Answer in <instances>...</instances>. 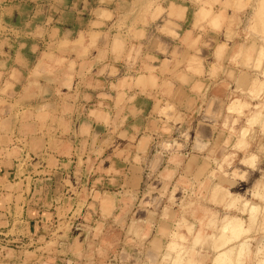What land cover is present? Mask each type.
I'll use <instances>...</instances> for the list:
<instances>
[{
	"label": "rangeland",
	"instance_id": "obj_1",
	"mask_svg": "<svg viewBox=\"0 0 264 264\" xmlns=\"http://www.w3.org/2000/svg\"><path fill=\"white\" fill-rule=\"evenodd\" d=\"M182 1L196 3V7L188 9V20L200 21L196 26L206 23L212 31H219L223 18L218 11L202 0H180L178 3L183 5ZM39 2L42 8L33 18L38 25L46 16V0ZM73 3L74 0H63V4L54 0L51 6L57 21L55 27H76L94 16L106 20L107 28L101 30L99 49L103 53L113 50L121 74L118 80L99 77L95 72L76 78L75 88L65 93L64 98L57 95L53 101L59 108L44 102L50 107L22 113V119L34 116L40 122L39 133L45 138L39 142L30 141L31 128L19 127L18 133L23 135L20 142L27 149L22 157L16 150L11 156L19 165L17 179L33 181L37 187L31 191L27 183L26 187L17 188L11 184L7 193L10 196L14 192L23 193V198L32 199V214L39 211L40 222L31 228L26 222H1L0 264H233L232 256L223 259L225 255L219 251L229 245L236 250L240 243L245 246L250 243V235L258 224L260 212L264 213V206L259 205L252 213L249 206H254V201L264 204V183L259 189L246 188L249 185L246 183L242 190L236 186V177L223 173L221 167L216 172L203 171L212 161L218 165L211 155L213 150L203 167L194 170L196 166L191 163L183 167L192 122L198 120L204 124L212 114L207 106V94L199 96L195 110L190 108L191 103H184L176 115L168 104H162L164 108L159 110L158 103L152 112V103L148 104L143 95L134 102L124 99L125 89L139 88L144 76L160 73L161 89L167 87V90L176 84L188 86L191 76L187 74L202 77L203 64L206 68L210 65L205 50L211 51L214 38L200 45L198 35L194 40L184 38L183 44L170 46L165 37L179 42L174 23L168 19L147 23L149 18L155 20L159 16L158 0H118V7L111 6L116 9L111 15H89L94 7L91 3L92 6L81 12L85 15H79L81 21L75 18L78 7L82 6ZM251 5V17L244 16L241 20L248 22V31L252 32H255V24L261 23L263 27L258 31L264 38V0H252ZM154 7L156 11L150 17L149 12ZM204 7L210 8L209 13ZM201 10L204 15L199 17ZM19 19L13 16L3 20L7 25L19 24V28L0 27V51L10 50L8 45H1L3 39L28 36L30 20ZM63 33L61 30L59 36ZM34 35L42 39L45 30L39 28ZM232 35L228 33L227 38L231 43L230 62L240 63L242 67L236 88L248 90L255 104H246L242 98L230 96L222 130L236 137L246 124L249 130L241 135L246 138L264 115V102L259 100L264 92V40L257 46L245 45L235 39V35L234 40L230 38ZM79 36L82 41L83 35ZM187 37L192 36L187 34ZM89 38L93 45L95 35ZM92 61L88 60L86 70L95 68ZM251 70L259 75L262 72V80L250 83L247 75ZM153 81L152 88H155L156 80ZM26 88L29 89L21 95L22 100L32 106L40 97L49 98L52 94L43 84L34 89L27 84ZM18 91H12L11 85L6 83L2 93L7 103L0 101L1 116H18L17 99L14 98ZM60 113L68 118L66 122L70 121V130L64 120L50 118ZM148 115L151 116L148 118ZM159 115L163 122L158 121L156 116ZM8 124L4 125L5 130L11 127ZM50 134L53 137L49 142L47 135ZM6 142L10 146L13 144L9 139ZM48 144L59 152L54 157H51L52 152L43 149ZM175 166L180 168L170 169ZM257 179L253 176L252 183ZM223 185L233 189L229 191ZM16 207L15 213L19 214L20 209ZM247 212L248 220L245 221ZM15 213L12 211L11 215ZM230 217L240 221V234H227V230L221 229L238 221ZM259 230L264 233V228ZM208 248L214 253H207ZM259 263L264 264V252L256 254L247 250L238 257L236 264Z\"/></svg>",
	"mask_w": 264,
	"mask_h": 264
},
{
	"label": "crops",
	"instance_id": "obj_2",
	"mask_svg": "<svg viewBox=\"0 0 264 264\" xmlns=\"http://www.w3.org/2000/svg\"><path fill=\"white\" fill-rule=\"evenodd\" d=\"M39 1L40 0H0V27L5 25L6 28H10L11 30L13 28L15 30L19 28V24L7 25L4 23L6 18L8 19L13 16L15 19H17V17L20 19L26 17L30 20L27 26L30 28V32L26 34L28 36L23 37L20 35L18 38L3 39L1 42V45H8L10 50L6 51L5 48H3L0 51V101L7 103L6 96L2 93L6 83L11 85L12 91H20H18L19 94L14 93V98L17 99L15 102L18 108V116L10 117L0 115V227H2L1 222L3 220H11L15 223L26 222L30 228L32 225L36 226L40 222L39 211L32 214V208L30 206L32 199H28V196L23 198V193L19 194L14 192L13 194L11 193V196L7 193L8 187L11 184L14 188H17L19 186L26 187L25 183H27L31 191H34L35 187H37V184L33 181L24 182L17 179L19 165L17 164V160L11 156L13 151L16 150L20 153V157H22L23 151L27 149L25 144L23 145L20 142L23 141V135L22 133H18L19 127L29 126L31 128L30 137L25 136L29 137L30 141L37 140L39 142L41 138H45L39 133L40 122L37 121L34 116L33 118L22 119L24 117L22 113L28 110L33 111L40 109L45 106L49 108L50 105L45 104L46 102H51L53 108H59V105L54 104L53 101L57 95H61L62 98H64L65 93L68 94L73 90L75 88L76 78L86 77L88 74L90 75L95 72V75L99 77L107 78L108 80H116L121 74L116 64L117 58L113 50L111 49L107 53H103V50L99 49L103 35L101 30L107 28L106 20L94 16V18L86 20L83 25L78 23L76 27L61 25V28H56L54 23L57 21L51 6L54 0H46L45 21L38 25L37 22L33 21V18L37 15L38 10L42 8ZM178 1L180 0H158L159 8L157 10L159 11V16L155 20H150L149 18L147 23L153 24V21H161L163 19H168L170 22L174 23V27H176L175 33L178 36L179 42L165 37V40L170 46L171 44L176 46L178 44H183L182 39L184 38H192L194 40L198 35L201 37L200 45L208 42L210 38H214L215 42L213 41L214 46L211 51L205 50L207 56L210 58V65L206 68L203 64L202 77L187 74V76H191L188 86H176L177 84L175 83L176 85H172L168 90L167 87L161 89L163 81L162 76L160 77V73L157 76H144L139 88L132 86L131 88L125 89L124 99H131L130 101L133 100L134 102L143 95L142 97L147 99L148 104L149 102L152 103V112H154L155 107L159 106L156 104H160L158 107L159 110L164 108L162 104L163 106L168 104L174 108V115H176L182 110V107L180 109V105L184 103H191L192 107L190 108L195 110L198 106L199 96L207 94V106L212 110V114L204 124L198 122V120L192 122L190 142L187 144L188 152H184V156L187 160L184 161L183 167H186L189 163L196 166L194 170L203 167L204 161L211 154V150H213L211 155H213L218 165H215L212 161V163L206 164L207 168L205 170L203 169V171L216 172L219 167H221L223 173H228L230 176L233 174L234 177H236L235 183L238 188H244V186H246L244 184L247 183L249 185H247L246 188L259 189L264 183V115H262L260 123L251 128L252 132L246 136V138L241 137L244 130H249L246 124L245 127L241 128L236 137H231L227 131L222 130L225 116L228 114L226 109L229 106L228 98H230V96H238L242 98L246 104H255L248 90L236 88V83L239 79V73L242 67L240 63L232 64L230 62L231 54L229 52V45H231V43H228L227 39L228 33H232L236 36L235 39H238L242 44H254L256 46L264 40L258 31L263 27L261 23L255 24L253 28L255 32H252L248 31L249 28L246 25L248 22L245 23L244 20H241L245 18L244 16L251 17L250 14L253 12L251 7L252 0H218L215 4H212L209 0H202V2L208 3L212 10L218 11L221 14L223 21L219 26V31H212L210 26L206 23L196 26L200 21L188 20L187 18L188 9L196 7V3L193 1H182L183 5H180ZM60 2L63 4V0H60ZM75 2H78V6H82L81 8L78 7V17L75 18V20L81 21L79 15H85V13L81 12L86 11L87 6L92 2L88 0H74V3ZM92 5L94 7L90 9L89 15H111L116 13V9L114 10L111 6L116 7L118 5V0H94ZM203 9L208 13L210 11V8L204 7ZM154 11H156V7L150 10V17ZM256 11L257 8L255 9V12ZM207 19H209V16L206 17L205 20ZM39 28L45 30V36L42 39L34 35ZM88 28H91V31H87L89 30ZM201 28L204 29L203 32H200L199 29ZM61 30H64L63 36H59ZM49 33L52 34L51 37H49ZM80 34L83 35L82 41L80 40ZM91 34L95 35L93 45H91L92 41H90L89 38ZM187 34H191L192 37H187ZM232 36H230V38L234 40V36ZM219 47H221V50L218 49ZM95 50L97 53L93 54V57L92 53ZM88 60H93L92 62L95 63V68H91V70L85 69L88 65ZM90 64L92 63L90 62ZM249 73L250 74L247 76L249 77L250 83H253L255 80H262V72L259 75V72L251 70ZM11 77L15 78L14 81H12ZM152 78L156 80L155 88H152L154 83ZM27 84L29 86L31 85L33 89L36 86L39 88L41 84H43L46 88L52 90V94L49 98L40 97L39 102L36 103L35 106H32L27 100H22L21 96L26 89H29L26 88ZM8 92H10V90ZM116 96H118V93H116ZM259 100L264 102V92ZM9 102L11 103L10 100ZM152 112L150 111V113ZM215 113L217 116H215ZM150 116L148 115V118ZM156 117L159 122H163L160 115ZM50 118L54 120L62 119L65 122L66 119H68L63 116V113L58 114V116L50 115ZM7 124L11 125V127L5 130L4 125ZM66 124L70 130V121L66 122ZM201 130H205V132H200ZM18 136L20 137L19 139L17 138ZM50 137H53V135H47V140L49 142L51 140L49 139ZM8 139L11 140V143L13 142V144H11L12 147L6 142ZM29 149L30 148H28V150ZM43 149L49 153L52 152L51 157H54L58 152V150L51 147V144H48L47 147ZM40 150H42V148ZM231 161L232 164H228ZM168 168L169 166L166 165L165 169L167 171ZM179 168L180 166H175L170 169L177 171ZM55 172L54 170L53 173ZM243 176L244 179H242ZM253 176L258 178L254 183L251 181ZM247 178H250V180L247 181ZM223 187L229 189V191L233 189L231 186L223 185ZM227 201L225 203H227ZM259 205L262 208L264 206L263 203L254 201L255 209ZM16 206L20 209L19 214L15 213ZM12 211L15 213L13 216L11 215ZM248 213L249 212L246 214L245 221L248 220ZM233 219L238 220L236 218ZM257 222L258 224L254 233L250 235V243L244 247V253L247 250L256 254L264 252V233L259 230L260 228H264L263 211L260 212ZM2 233L3 231L0 230V235H2ZM230 246L231 245L220 250L219 253L226 252L232 248ZM239 247L238 245L236 250H238ZM15 248L17 249L18 247L16 246ZM1 249L2 247L0 246V250ZM236 250L234 252H236ZM206 251L207 253H214L211 248H208ZM14 252L17 254V250ZM235 254L234 257L232 256L234 258L233 264L238 262L237 253Z\"/></svg>",
	"mask_w": 264,
	"mask_h": 264
},
{
	"label": "bare ground",
	"instance_id": "obj_3",
	"mask_svg": "<svg viewBox=\"0 0 264 264\" xmlns=\"http://www.w3.org/2000/svg\"><path fill=\"white\" fill-rule=\"evenodd\" d=\"M203 10H205V9H203ZM261 10H259V12H260ZM200 12V11H199ZM198 12V16L199 17H202V15H204L203 14V11L201 10V12L199 13ZM205 12V11H204ZM262 117V116H261ZM260 122V121H259ZM258 122V123H259ZM255 210V207L254 206H249V211H250V213H252L253 211ZM256 214H257V212H256ZM259 214V213H258ZM230 219V218H229ZM228 220V219H227ZM228 222V221H227ZM229 222H230V220H229ZM221 229H224V230H227L228 232H227V234H236V233H239L240 234V231L242 230V225H241V223H240V221H234V222H231L229 225H227V229H226V226H224V227H222ZM224 230H222L223 232H224ZM222 232V233H223ZM243 232V231H242ZM226 232H224V234H225ZM228 236H230V235H228ZM238 237V236H237ZM235 238V237H234ZM229 239V238H228ZM233 239V238H232ZM238 239V238H237ZM223 241H225V240H223ZM213 242V241H212ZM228 242H230V241H228ZM227 242V243H228ZM214 243V242H213ZM212 243V244H213ZM240 247L238 248V250H236V252L235 253H237V257H240L243 253H244V247H245V244L244 243H241L240 245H239ZM223 247V246H222ZM235 247H237V246H235ZM234 251H235V249L234 248H230L229 250H227L226 252H223L222 253V255H225V256H223V259L225 258L226 260L228 259V258H230L231 256H235L236 254L234 253ZM217 258V257H216ZM178 259V258H177ZM222 258H221V261L223 260ZM234 259V258H233ZM262 260V259H261ZM177 262V261H176ZM224 262H225V260H224ZM175 263V262H174ZM219 262H217V264H218ZM257 263V262H256ZM215 264V263H214ZM221 264V263H220ZM225 264V263H224ZM227 264V263H226ZM260 264V263H259Z\"/></svg>",
	"mask_w": 264,
	"mask_h": 264
}]
</instances>
